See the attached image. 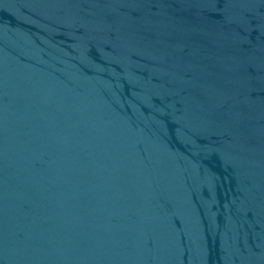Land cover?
Wrapping results in <instances>:
<instances>
[{"label": "water", "instance_id": "95a60500", "mask_svg": "<svg viewBox=\"0 0 264 264\" xmlns=\"http://www.w3.org/2000/svg\"><path fill=\"white\" fill-rule=\"evenodd\" d=\"M0 264H264V0H0Z\"/></svg>", "mask_w": 264, "mask_h": 264}]
</instances>
